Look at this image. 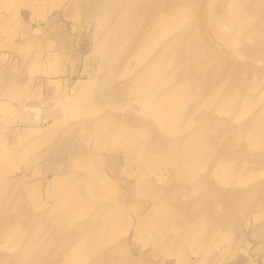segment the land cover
Wrapping results in <instances>:
<instances>
[{"label":"rangeland","instance_id":"obj_1","mask_svg":"<svg viewBox=\"0 0 264 264\" xmlns=\"http://www.w3.org/2000/svg\"><path fill=\"white\" fill-rule=\"evenodd\" d=\"M0 264H264V0H0Z\"/></svg>","mask_w":264,"mask_h":264}]
</instances>
